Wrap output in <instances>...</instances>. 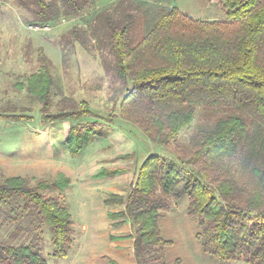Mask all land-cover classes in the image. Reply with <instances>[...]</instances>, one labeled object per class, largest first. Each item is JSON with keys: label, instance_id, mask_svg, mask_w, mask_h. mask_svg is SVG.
I'll use <instances>...</instances> for the list:
<instances>
[{"label": "trees", "instance_id": "16d2710c", "mask_svg": "<svg viewBox=\"0 0 264 264\" xmlns=\"http://www.w3.org/2000/svg\"><path fill=\"white\" fill-rule=\"evenodd\" d=\"M14 1L32 14L31 25L41 27L79 16L93 2ZM219 1L224 20L193 19L175 6L152 9L139 4L137 12L102 13L114 56L111 67L124 86L117 116L165 151L142 162L126 199L107 200L126 204L122 215H128L134 230L138 264H170L165 255L170 242L159 221L184 195L187 214L200 227L197 237L205 254L223 262L264 264V0ZM132 2L120 0L116 8ZM140 19L146 28L134 43L131 34ZM39 57L40 67L21 83L22 89L42 104L44 123L78 122L66 138L69 152L78 156L94 137L108 133L105 125L112 121L98 119L84 99L63 97L70 108L51 113L54 98L62 92L53 91L51 61L42 50ZM223 106L230 113L212 126H201L189 144L179 143L198 107ZM12 112L5 109L0 118L33 119ZM238 156L250 178L238 176L230 165L223 168L226 159ZM119 172L103 170L98 177ZM1 173L0 229L8 221L15 226L13 237L27 233L32 240L18 245L0 241V264H48L39 245L44 230L51 233L53 256L67 257L75 235L64 195L71 179L64 173L36 179Z\"/></svg>", "mask_w": 264, "mask_h": 264}, {"label": "crops", "instance_id": "0c3cea01", "mask_svg": "<svg viewBox=\"0 0 264 264\" xmlns=\"http://www.w3.org/2000/svg\"><path fill=\"white\" fill-rule=\"evenodd\" d=\"M60 90L62 98L73 97ZM77 123H44L42 117L25 122L0 118V171L6 177L45 178L64 173L71 179L64 195L79 238L65 257L67 264H110V259L118 264H138L134 230L128 215H122L126 204H108L107 200L113 196L127 198L139 167L154 153L156 144L141 132L138 142L135 136L139 129L117 116L112 124L105 125L106 135L94 137L85 151L73 156L66 138ZM103 170L120 172L98 177ZM187 210L188 198L184 195L159 221L163 236L170 242L165 249L168 263L236 264L219 261L202 251L197 237L200 227Z\"/></svg>", "mask_w": 264, "mask_h": 264}, {"label": "rangeland", "instance_id": "374dc122", "mask_svg": "<svg viewBox=\"0 0 264 264\" xmlns=\"http://www.w3.org/2000/svg\"><path fill=\"white\" fill-rule=\"evenodd\" d=\"M119 1L93 0L81 15L62 18L57 24L46 29L31 25L32 14L18 6L14 0H0V112L9 109L18 115L26 114L36 120L41 119L42 104L36 97L30 95L26 88L22 89V84L40 67L39 53L42 50L52 64L55 80L53 91L62 88L66 94L73 96L71 99L88 101L98 119L113 122L119 115L118 106L124 94V86L116 79L111 67L114 56L105 39L103 12L112 13L115 9L123 13L125 10L137 12L136 6L140 4L143 8L152 9L175 6L193 19L224 20L226 17L219 0H132L131 4H125L123 7L119 5L116 8ZM145 28L146 22L140 19L131 34L134 43L141 39ZM70 104L59 96L54 98L50 112H56L61 108L69 109ZM230 111L231 109L226 106L211 109L198 107L193 122L180 134L179 143L189 144L190 138L201 126H212L216 120ZM89 120L93 121L94 118ZM124 122L130 124L128 121ZM138 132L135 137L141 143L142 132L140 129ZM154 153L165 154V151L160 145H155ZM241 160V156L226 159L223 168L230 165L238 176L250 178V170L240 166ZM31 184L34 185L35 180L31 179ZM182 227L187 228L185 224ZM14 229V225L5 222L0 229V241L18 245L27 244L32 240L27 233L13 237ZM42 238L39 245L43 249L47 263L67 264L65 257L53 256L50 231L44 230ZM78 238L76 230L74 245L77 244Z\"/></svg>", "mask_w": 264, "mask_h": 264}, {"label": "built area", "instance_id": "2783aa9c", "mask_svg": "<svg viewBox=\"0 0 264 264\" xmlns=\"http://www.w3.org/2000/svg\"><path fill=\"white\" fill-rule=\"evenodd\" d=\"M49 26H46V29H48Z\"/></svg>", "mask_w": 264, "mask_h": 264}]
</instances>
